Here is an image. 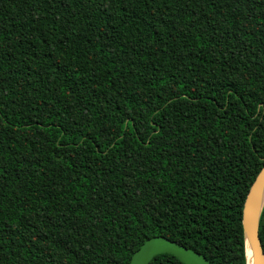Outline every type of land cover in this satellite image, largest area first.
Returning <instances> with one entry per match:
<instances>
[{
	"label": "trees",
	"instance_id": "16d2710c",
	"mask_svg": "<svg viewBox=\"0 0 264 264\" xmlns=\"http://www.w3.org/2000/svg\"><path fill=\"white\" fill-rule=\"evenodd\" d=\"M263 166L264 0H0V264H246Z\"/></svg>",
	"mask_w": 264,
	"mask_h": 264
},
{
	"label": "water",
	"instance_id": "95a60500",
	"mask_svg": "<svg viewBox=\"0 0 264 264\" xmlns=\"http://www.w3.org/2000/svg\"><path fill=\"white\" fill-rule=\"evenodd\" d=\"M264 206V166L256 176L245 198L242 209V230L246 247L249 248L254 264H264V252L259 239V219ZM159 255H170L182 264H210L202 255L186 249L176 242L162 237L147 240L136 251L129 264H149Z\"/></svg>",
	"mask_w": 264,
	"mask_h": 264
},
{
	"label": "bare ground",
	"instance_id": "6f19581e",
	"mask_svg": "<svg viewBox=\"0 0 264 264\" xmlns=\"http://www.w3.org/2000/svg\"><path fill=\"white\" fill-rule=\"evenodd\" d=\"M246 256H247V263L254 264L248 247H246Z\"/></svg>",
	"mask_w": 264,
	"mask_h": 264
}]
</instances>
